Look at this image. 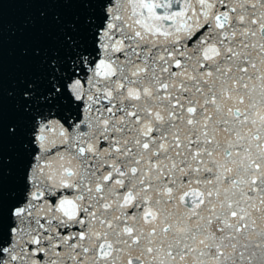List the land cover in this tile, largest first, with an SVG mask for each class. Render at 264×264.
Segmentation results:
<instances>
[{"label": "snow or ice", "instance_id": "1", "mask_svg": "<svg viewBox=\"0 0 264 264\" xmlns=\"http://www.w3.org/2000/svg\"><path fill=\"white\" fill-rule=\"evenodd\" d=\"M36 3L0 264H264V0Z\"/></svg>", "mask_w": 264, "mask_h": 264}, {"label": "water", "instance_id": "2", "mask_svg": "<svg viewBox=\"0 0 264 264\" xmlns=\"http://www.w3.org/2000/svg\"><path fill=\"white\" fill-rule=\"evenodd\" d=\"M0 7V55L4 57V91L6 116L11 113L12 101L7 93L16 78L23 60V49L34 39L41 28L42 20L39 15L41 8L51 7L38 5L36 0H4ZM49 13L54 9H47ZM18 151V145L5 140V157ZM10 165H5L6 194L13 187V176L8 173Z\"/></svg>", "mask_w": 264, "mask_h": 264}]
</instances>
